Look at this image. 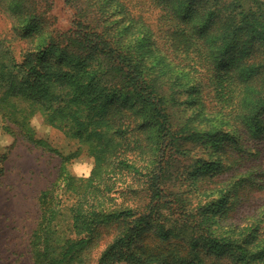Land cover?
<instances>
[{"label":"trees","instance_id":"16d2710c","mask_svg":"<svg viewBox=\"0 0 264 264\" xmlns=\"http://www.w3.org/2000/svg\"><path fill=\"white\" fill-rule=\"evenodd\" d=\"M22 1L6 3V10L15 36L31 42L17 48L0 38V113L22 129L40 116L76 139L64 161L83 146L95 160L87 179L67 172L60 193H41L30 238L33 264H92L97 230L113 225L116 237L93 264L125 256L117 247L147 225L162 226L158 238L178 239L194 251L180 264H202V253L227 264H264L262 216L248 215L242 224L214 221L233 209L227 194L198 213H174L166 229L160 213L163 202L185 210L166 181L192 186L221 161L218 154L215 161H196V171L192 164L177 169L192 151L188 144L219 137L240 148L264 137V0H141L157 12L155 26L125 0H63L75 9L71 26L46 35L29 28L40 22L36 10L47 0H33L34 10L25 14ZM187 102L195 116H177ZM140 149L149 153L144 164L135 158ZM258 158L248 149L240 161L252 165ZM254 185V193L264 192V179ZM134 192L144 193V207L115 203L114 194Z\"/></svg>","mask_w":264,"mask_h":264},{"label":"rangeland","instance_id":"374dc122","mask_svg":"<svg viewBox=\"0 0 264 264\" xmlns=\"http://www.w3.org/2000/svg\"><path fill=\"white\" fill-rule=\"evenodd\" d=\"M11 1L1 0L0 2V38L7 41L6 43L13 41L12 43L18 48L20 44L30 43L31 39L19 40L15 36L16 33L12 29L15 19L10 11L6 10L8 5L6 3ZM32 1L21 2L23 14L34 10L35 5ZM125 1L133 13L143 15L150 24L156 25L158 16L152 7L146 8L141 0ZM36 11L40 22L34 24L29 30L44 31V35L54 30L68 29L75 13V9L63 0H47ZM30 38L36 37L30 36ZM153 59L156 63L155 58ZM165 66H162V69ZM184 93L185 91L183 95ZM123 101L130 102L129 100L120 102ZM177 108L179 110L177 116L184 118L195 116L193 113L195 109L191 103L180 104ZM28 127V129H22L4 119L0 113V264H33L30 238L40 219L41 193L52 190V188L54 193H60L64 186L60 176L68 172L77 178L87 179L95 165L94 157L84 152L86 146H83L77 156L68 157L64 161V157L74 153L77 149L76 139L71 135L67 137L62 129L47 124L42 117L34 116L29 121ZM28 130L30 136H28ZM141 135L142 138H146V135ZM194 142L188 144L192 151L188 157L176 164L177 169L182 171L192 164L191 170H194L196 161H215L218 154L221 161L209 172L204 171L199 174L200 180H194L195 183L192 186L189 185L188 180L172 178L166 181L167 191L179 194V204L184 205L185 210L183 208L174 210L172 204L163 202L162 204L166 205L160 209L166 224L163 229L170 226L166 223L167 221L172 222L175 217H178V214L174 217V213H198L200 207L204 208L205 205L223 194L228 195V205L233 209L230 211L226 209L214 215V221L218 226L228 221L242 224L248 215L262 216L261 225L264 224V192L254 193L256 186L254 183H262L264 179V137L256 141L251 139L248 147L244 141L240 148H231L226 140L220 141L219 137H213L211 140L203 138ZM258 143L260 145L256 146ZM232 149L234 151L228 155L227 152ZM248 149L255 150V155L258 152V164L247 165L243 164L242 160L240 161L241 155ZM148 155L147 151L140 149L135 156L138 164H144ZM239 162L240 165L237 166ZM177 173L174 175H178ZM247 175H249L248 182L241 183V178ZM129 177L131 180L130 175ZM130 180L127 178L129 181L127 184L131 183L132 180ZM127 184H124L125 187ZM123 190H125L123 187L118 189V191ZM114 195L115 198L119 197L115 203H124L128 206L139 203L143 207L148 203L143 192L129 193L124 196L119 193ZM171 199L172 197L165 196L163 200L170 201ZM161 227L143 226L138 235L133 237L123 249L117 247V251L124 252L125 256L107 259L100 264H180V261H191L193 257L191 253L194 251L188 249L187 244L178 239L158 238L156 232ZM116 228L118 225L97 230L96 242L90 253V263H95L114 240L117 233ZM205 232L211 236L207 230ZM201 257L204 259L202 264H227L226 259L212 261L206 257L205 253H202ZM163 258L165 261L161 262Z\"/></svg>","mask_w":264,"mask_h":264}]
</instances>
